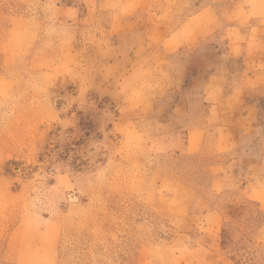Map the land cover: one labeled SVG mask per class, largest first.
<instances>
[{"label": "rangeland", "instance_id": "obj_1", "mask_svg": "<svg viewBox=\"0 0 264 264\" xmlns=\"http://www.w3.org/2000/svg\"><path fill=\"white\" fill-rule=\"evenodd\" d=\"M248 2L168 9L175 24L206 5L214 17L196 51L166 52L145 41L155 6L0 0V264H264L244 184L264 174V114L240 158L212 131L195 154L178 147L208 76L246 65L226 60L224 30L248 32Z\"/></svg>", "mask_w": 264, "mask_h": 264}, {"label": "crops", "instance_id": "obj_2", "mask_svg": "<svg viewBox=\"0 0 264 264\" xmlns=\"http://www.w3.org/2000/svg\"><path fill=\"white\" fill-rule=\"evenodd\" d=\"M120 1L122 10L132 9V13L147 6H155L156 9L148 12L143 9L145 14L155 18L154 26L145 32L148 34L145 41L151 40L160 44L166 52H174L184 47L196 51L210 35L208 19L214 17L211 12L214 10L212 5L203 6L195 13L185 15L181 22L175 24L173 21L176 17L170 14L168 9L172 10L174 6L180 5L183 8L188 7L192 0ZM248 1L249 8L246 11L250 14L248 32L239 26H227L224 30L227 42L226 60L242 59L246 65L236 72L227 68L216 71L203 83L202 111L191 117L190 123L184 126L182 130L186 131V135L181 143H178L179 150L185 154L200 151L208 142L206 133L212 131L214 136L210 143L218 152H232L234 158H240V135H253L261 123L264 104L260 100L249 101L246 93L264 90V0ZM125 17L122 15V20L128 19ZM200 77L195 79L200 80ZM233 177L243 179L236 172H233ZM248 178H245L244 182L245 191L264 210V174L256 173Z\"/></svg>", "mask_w": 264, "mask_h": 264}]
</instances>
